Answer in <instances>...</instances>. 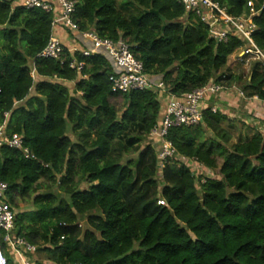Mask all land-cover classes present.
Instances as JSON below:
<instances>
[{
  "label": "trees",
  "instance_id": "obj_1",
  "mask_svg": "<svg viewBox=\"0 0 264 264\" xmlns=\"http://www.w3.org/2000/svg\"><path fill=\"white\" fill-rule=\"evenodd\" d=\"M71 1L78 33L127 44L165 93H113V69L100 54L82 57L61 45L57 60L38 58L53 13L0 0V126L35 157L0 146V183L14 213L12 235L35 247L30 264H264V134L233 143L237 124L206 109L199 125L167 131L185 161L168 160L159 174L157 146L140 152L167 96L238 83L245 99L264 102V63H250L244 79L231 72L228 60L246 42L229 33L216 43L179 0ZM211 1L233 18L249 15L252 3L251 37L264 54L263 0ZM72 62L82 64L79 72ZM118 97L120 112L109 103ZM192 164L216 177H196ZM17 198L29 199L30 209ZM0 249L16 264L1 230Z\"/></svg>",
  "mask_w": 264,
  "mask_h": 264
},
{
  "label": "built area",
  "instance_id": "obj_2",
  "mask_svg": "<svg viewBox=\"0 0 264 264\" xmlns=\"http://www.w3.org/2000/svg\"><path fill=\"white\" fill-rule=\"evenodd\" d=\"M52 1L54 4H51L49 0H23L20 6L25 9L36 8L46 13H53L51 29L60 28L74 36L75 40L79 39L86 46L83 50L72 46L67 49L70 54L79 52L82 57H89L95 54L104 56L113 69V75L109 78L113 93L127 94L132 91H144L153 88L165 93L161 83L152 82L143 74L142 65L132 57L127 44L122 41L113 43L109 40H101L92 32L78 33L76 25L72 22L74 2L71 0ZM179 2L193 12L206 27L209 38L216 43H223L227 41L228 34L233 33L246 42V46L241 50L239 57L251 62L259 61L264 63V54L254 45L251 37L255 30L252 18L256 15L252 3L247 4V7L250 8L249 15L233 18L211 0H179ZM261 8L264 9V0ZM62 52L61 44L58 40L51 37L46 47L37 57L57 60L62 55ZM69 67L79 72L82 64L72 62ZM33 72L32 70V77ZM222 90H224L222 86L210 82L201 89L188 93L180 99L167 96L161 122L151 130L148 136V139L158 148L157 167L160 171L159 174H161V170H163L168 160L185 161L184 158H179L175 154L170 143L166 141L168 129L189 128L199 125L202 122V103L209 98H214ZM239 96L243 97L241 92H239ZM211 112L215 113L216 111L212 109ZM4 117L6 118L7 115L5 114ZM2 145L20 151L24 159H35L28 150L22 147V140L19 137L6 138L4 135V123L0 126V146ZM6 192V185L0 183V230L4 232V242L7 245L8 252L14 258V262L16 264H30L29 256H33L35 247L12 235L14 213L8 204ZM158 205H164L163 201H159ZM0 264H7L1 249Z\"/></svg>",
  "mask_w": 264,
  "mask_h": 264
},
{
  "label": "crops",
  "instance_id": "obj_3",
  "mask_svg": "<svg viewBox=\"0 0 264 264\" xmlns=\"http://www.w3.org/2000/svg\"><path fill=\"white\" fill-rule=\"evenodd\" d=\"M22 1L23 0H15L14 5H20ZM49 1H51V4H54L52 0ZM52 37L58 40V42L67 49L72 46L79 48L77 43H74L76 42L74 36L60 28H55L52 31ZM244 78L245 77H243V79ZM237 84L222 90V92L214 98H209L202 103L203 110L214 109L225 116L227 120L233 121L238 125V130L231 131L233 143L239 138L244 139L251 136L254 132L264 134V102L256 98L245 99L244 97H240L239 92L241 91ZM247 128L252 131L247 130ZM29 257L32 258V256Z\"/></svg>",
  "mask_w": 264,
  "mask_h": 264
},
{
  "label": "rangeland",
  "instance_id": "obj_4",
  "mask_svg": "<svg viewBox=\"0 0 264 264\" xmlns=\"http://www.w3.org/2000/svg\"><path fill=\"white\" fill-rule=\"evenodd\" d=\"M118 5H120V1L121 0H116ZM241 54V50L236 52L234 55H232L227 63V67L230 69L231 72L238 74L241 73L243 77H247L248 75V70H249V65L250 63H252L250 60H246L244 58L239 57V55ZM224 71V70H223ZM242 77V78H243ZM69 84L64 83L63 86L67 87ZM109 103L115 108L116 112H120L123 109V102L121 98H115V99H111L109 101ZM235 130H238V125L237 128ZM247 130L252 131L251 129L247 128ZM149 146L150 148H152V150L155 152L156 150V145L153 144V142L146 140L143 145L141 146V151L140 152H144V148L145 146ZM156 153V152H155ZM157 156V153H156ZM136 155H130L129 158H135ZM191 170L193 171V173L195 174L196 177L198 178H215L216 176L206 170H204L201 166H199L198 164L196 165H191L190 166ZM40 186L42 188L49 186V184L47 182L44 183H40ZM82 187H85L84 185ZM51 188V187H50ZM52 192H57V188L56 187H52L51 188ZM27 198H17V202L19 203V207L22 209H26L28 210V208L30 209V202L28 201L29 199ZM79 227L82 230L87 229L86 227V223H85V219H81L79 222ZM134 250H137V245H134ZM134 259V257H129V260Z\"/></svg>",
  "mask_w": 264,
  "mask_h": 264
}]
</instances>
